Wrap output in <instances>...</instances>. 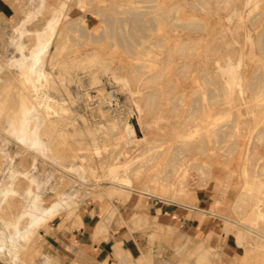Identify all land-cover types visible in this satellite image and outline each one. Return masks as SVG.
Returning a JSON list of instances; mask_svg holds the SVG:
<instances>
[{
    "label": "rangeland",
    "instance_id": "rangeland-1",
    "mask_svg": "<svg viewBox=\"0 0 264 264\" xmlns=\"http://www.w3.org/2000/svg\"><path fill=\"white\" fill-rule=\"evenodd\" d=\"M45 1L49 9L25 22L42 0H20L0 34V185L11 166L18 172L0 220L15 223L36 194L43 206L63 203L57 214L74 199L75 216L83 198L105 211L109 200L132 198L139 210L147 198L192 206L206 194L201 233L190 250L178 238L170 262L264 264V0ZM63 3L49 29L50 84L32 94L41 153L10 131L28 90L9 66L19 60L21 32L43 30L50 7ZM56 215L19 243L16 264H53L41 229Z\"/></svg>",
    "mask_w": 264,
    "mask_h": 264
},
{
    "label": "crops",
    "instance_id": "crops-1",
    "mask_svg": "<svg viewBox=\"0 0 264 264\" xmlns=\"http://www.w3.org/2000/svg\"><path fill=\"white\" fill-rule=\"evenodd\" d=\"M19 1L0 0V34L5 36L6 31H9L6 24L9 25L15 18ZM64 6L65 3L50 7L48 22L43 30L32 32L26 27L25 32H21L19 60L9 66L17 70L22 85L28 90L27 94L20 92L18 111L29 109V103L25 106L24 97L30 96L33 82L35 87L40 88L44 76L49 83L51 81V75L44 66L51 38L49 29L60 22ZM43 9H49L45 0H42L41 9L33 16H27L25 22H30L34 17L39 18ZM27 37L31 39V44L25 43ZM29 59L32 61L29 62ZM15 119L16 116L11 123ZM24 121L27 122L24 125L30 129L31 116L24 118ZM68 190L70 192L66 190L67 193L75 194L74 188ZM131 200L125 204L109 200L111 208L105 211V208L94 205L89 198H83L78 201L76 216L74 199L70 204L73 205L72 209L60 214L57 213L64 204H54L59 209L52 216L57 215L46 224V229H41L45 250H50L56 258L50 257L53 264H172L169 255L171 250H175L176 240L182 239L183 245L179 248L190 250L191 239L201 233L204 220H201L200 215H208L207 207L210 206H207L206 194L197 199L195 196L197 201L192 206L147 198L140 202L141 208L136 210L137 200L132 206ZM73 210L74 214L70 215ZM104 211L108 214L105 231L102 226ZM133 215L137 217L131 220ZM0 261L16 264L19 258L10 262L0 258ZM4 262L0 264H6Z\"/></svg>",
    "mask_w": 264,
    "mask_h": 264
},
{
    "label": "bare ground",
    "instance_id": "bare-ground-1",
    "mask_svg": "<svg viewBox=\"0 0 264 264\" xmlns=\"http://www.w3.org/2000/svg\"><path fill=\"white\" fill-rule=\"evenodd\" d=\"M230 76L233 77L232 74ZM119 80H118V82L121 81V80L120 81ZM122 81H124V85L127 88V86L129 85L128 81L125 79ZM48 84H50V83H49L46 76H44V81H41L40 88L35 87V83L33 82L32 92L30 94V96H31L30 102L27 101L29 99L28 96L24 97V101L26 102L25 106L27 107L28 106L27 104L29 103V105H30L29 109L24 110L21 114V117H18V115H17L15 121H13V123H11V125H10V131L13 133V135L21 143L27 145L28 147H30L32 149L34 148V149L40 151L41 153H44L43 148H42V142H41L40 138H38L37 135L35 134L34 127H33L35 124L36 118H34V122L31 123L32 125H31L30 129L24 125L27 123L24 121V118H28L29 116H32L35 112L36 113L39 112V107L35 104L36 102H35L34 96H32V94L36 93L38 95L39 91L42 92L43 88L48 87L47 86ZM42 94H44V92ZM43 101H45L47 103L48 109L51 110V108L52 109L55 108V106L52 105L54 103V100L51 99L49 95L47 96L44 94ZM56 106H57V104H56ZM62 108H64V106H62ZM56 109H58V106ZM67 111H68V109H67ZM52 113H53V111H52ZM127 129H129V131H130L132 129V125H129L127 127ZM104 131H103V133H104ZM120 135L121 134H119V137H120ZM102 138H104L103 135H102ZM116 139H118V138H116ZM90 170H93V169H90ZM17 175H18L17 168L16 167L13 168V166H11L10 174L7 176V179L5 180L6 184L3 183L0 185V208H1V204L3 203V201L8 197L9 194H11L13 192V190H14L13 184L17 178ZM30 183L31 184L36 183V177L35 176L31 177ZM31 200L32 201L28 203V205L26 206L24 211L21 213L19 219L15 223L7 224V223H3V221L0 220V258L1 259H4L8 262L16 261L18 258L19 243L26 241V239L29 235V232L32 231V229L38 227L40 224L45 222L48 218H50L59 209V207L55 206V205H50V206L44 205L43 206V201L40 199L39 194L34 195V197ZM26 217L29 218V223L24 229H20L21 228V221Z\"/></svg>",
    "mask_w": 264,
    "mask_h": 264
},
{
    "label": "built area",
    "instance_id": "built-area-1",
    "mask_svg": "<svg viewBox=\"0 0 264 264\" xmlns=\"http://www.w3.org/2000/svg\"><path fill=\"white\" fill-rule=\"evenodd\" d=\"M110 93H111V104H110V109L113 111H118L120 109V97L119 94L116 92L115 89L110 88Z\"/></svg>",
    "mask_w": 264,
    "mask_h": 264
}]
</instances>
